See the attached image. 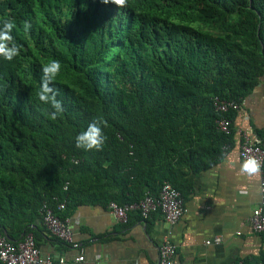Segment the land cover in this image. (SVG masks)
I'll list each match as a JSON object with an SVG mask.
<instances>
[{"label": "trees", "instance_id": "1", "mask_svg": "<svg viewBox=\"0 0 264 264\" xmlns=\"http://www.w3.org/2000/svg\"><path fill=\"white\" fill-rule=\"evenodd\" d=\"M9 19L19 55L0 59V235L13 244L31 235L37 248L44 237L70 248L41 222L44 205L66 220L80 206L157 199L164 184L184 203L191 176L232 141L237 110L215 102L239 108L264 81V0H0ZM53 60L55 119L38 99ZM93 119L102 150L77 149ZM239 263L264 264V251Z\"/></svg>", "mask_w": 264, "mask_h": 264}, {"label": "crops", "instance_id": "2", "mask_svg": "<svg viewBox=\"0 0 264 264\" xmlns=\"http://www.w3.org/2000/svg\"><path fill=\"white\" fill-rule=\"evenodd\" d=\"M264 130V81L256 87L231 118L232 141L221 159L192 177V192L183 203V214L174 224L160 213L146 220L131 218L123 223L108 208L80 206L68 219L79 252L59 248L41 238L42 256L61 258L54 264H159L158 247L168 239L175 247L173 264H240L264 251V236L250 224L259 207L258 174L241 172L239 152L244 136L257 139ZM219 239L218 244L213 240ZM206 242H211L206 244Z\"/></svg>", "mask_w": 264, "mask_h": 264}, {"label": "built area", "instance_id": "3", "mask_svg": "<svg viewBox=\"0 0 264 264\" xmlns=\"http://www.w3.org/2000/svg\"><path fill=\"white\" fill-rule=\"evenodd\" d=\"M217 109L227 111L228 109L238 110V106L233 103L215 102ZM229 121L222 119L218 122V128L224 133H228ZM227 147H224L225 150ZM242 162L250 157L257 159L263 165L264 163V138L250 140L248 136H244L243 143L239 152ZM262 169V168H261ZM260 203L259 207L253 210L249 219L253 232L258 235H264V179L260 183ZM64 208L63 204L58 205V210ZM108 210L121 222H127L129 212L138 213L142 220H146L151 214L159 211L163 219L169 223H176L183 214V201L178 191L169 184H164L160 190L157 199L146 197L139 203L118 206L114 203L108 205ZM41 222L48 232L70 246V249L79 252L77 262L84 260L82 247L73 241L69 228V221L60 220L53 212L44 205L40 210ZM219 239L213 240L214 244H218ZM211 242H206L210 244ZM175 256V247L168 240L164 239L158 247L159 264H173ZM55 262L63 263V259L42 256L31 235H27L23 241L13 244L5 237L0 235V264H54Z\"/></svg>", "mask_w": 264, "mask_h": 264}, {"label": "clouds", "instance_id": "4", "mask_svg": "<svg viewBox=\"0 0 264 264\" xmlns=\"http://www.w3.org/2000/svg\"><path fill=\"white\" fill-rule=\"evenodd\" d=\"M103 3H123V0H102ZM15 27L11 19L0 21V59L4 61H13L19 55V46L12 36ZM27 28V24H25ZM60 71L59 61L53 60L41 69V91L38 99L48 105L51 111L48 113L52 119H55L62 111V102L57 99V91L52 85L57 73ZM106 141V135L102 121L93 119L88 122L83 130L79 131L74 137V145L77 149L85 152L102 150ZM264 165L254 158L242 162L241 172L245 174H258Z\"/></svg>", "mask_w": 264, "mask_h": 264}]
</instances>
